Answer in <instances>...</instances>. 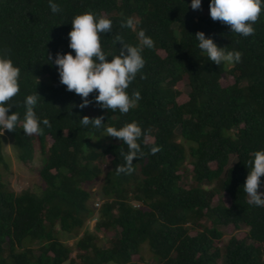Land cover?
<instances>
[{"label": "trees", "instance_id": "16d2710c", "mask_svg": "<svg viewBox=\"0 0 264 264\" xmlns=\"http://www.w3.org/2000/svg\"><path fill=\"white\" fill-rule=\"evenodd\" d=\"M53 2L58 13L48 0H0V55L20 69L10 112L22 122L23 99L37 92L35 112L51 125L33 135H24L20 122L6 130L19 162L31 161L38 146L43 188L16 193L0 172V264H264V207L250 205L243 191L247 162L264 149V9L254 34L243 37L210 18L209 0L199 10L187 7L190 0ZM87 11L112 20V32L101 37L109 60L120 47L113 44L116 35L136 45L143 30L155 42L143 49L144 68L126 89L141 96L126 114L100 108L95 90L80 108L81 97L60 84L48 61L49 53L54 60L57 52L72 51L71 19ZM127 18L132 28L121 27ZM198 31L240 51V62L209 61L196 46ZM83 116H102L105 126L117 128L138 123L145 133L138 141L142 155L130 174L115 171L126 145L114 137L103 145L106 134L82 127ZM152 147L159 150L153 154ZM0 166L7 170L1 132ZM101 176L95 209L85 186ZM260 180L258 192H264ZM92 217L96 232L111 234L106 243L85 229ZM228 225L246 227L245 238L232 236L219 247ZM63 233L76 237L72 246L60 239Z\"/></svg>", "mask_w": 264, "mask_h": 264}, {"label": "clouds", "instance_id": "9594fccd", "mask_svg": "<svg viewBox=\"0 0 264 264\" xmlns=\"http://www.w3.org/2000/svg\"><path fill=\"white\" fill-rule=\"evenodd\" d=\"M52 13L60 11L59 5L53 0H48ZM192 10H199L201 0H190ZM209 16L213 21H220L230 27L231 33L247 37L254 34L253 25L258 20L264 0H209ZM133 19L122 21L121 27L132 28ZM112 32V20L90 11L79 13L71 19V30L68 33V48L71 52L63 54L57 52L54 60L51 53L48 61L53 63L58 72L60 84L66 90L73 91L81 97L80 108L87 107L91 102L88 97L95 90L93 97L95 103L102 109L119 111L126 114L135 107L141 99L139 91L132 92L131 96L126 89L136 78L145 65L142 55L143 49L154 47V40L145 35L144 31L138 32L136 45L125 43L120 35H116L113 44H120L118 54L109 55L102 50L101 37ZM196 46L208 60L216 65H234L240 62L241 52L235 49L228 50L219 47L211 36H206L203 31L194 35ZM74 53V54H73ZM20 69L14 65L7 56L0 55V130L14 131L20 114L11 111V99L17 95L19 86ZM142 78V77H141ZM41 96L38 93L28 94L23 99L24 113L22 130L24 135L40 134L44 127H50L47 118L41 119L35 112ZM10 112V114H9ZM102 116L89 118L83 116L79 123L82 127L102 130L106 135L117 138L126 145L127 151H121L122 164H117L116 175L130 174L133 171V161L142 155L138 141L144 135L136 121L128 122L119 128L105 126ZM159 149L152 147L155 154ZM248 163V173L243 184V191L247 195L248 203L256 207H264V192H258L261 186L260 178L264 176V149L256 150Z\"/></svg>", "mask_w": 264, "mask_h": 264}, {"label": "rangeland", "instance_id": "374dc122", "mask_svg": "<svg viewBox=\"0 0 264 264\" xmlns=\"http://www.w3.org/2000/svg\"><path fill=\"white\" fill-rule=\"evenodd\" d=\"M231 80V79H230ZM184 97H181L179 101H182ZM20 125H22V122H20ZM1 134L3 135V156L5 158V161L7 163V170H4L0 166V172L3 173V178L5 183L8 185V187L13 190L14 192H20L24 189H30L33 192H40V190L43 188V183L40 180V177L38 175V170L41 168V166L44 163V159L40 154L38 146L34 145V153H33V159L29 161L28 163H21L17 160L16 154L14 153L12 149V141L9 137V134L6 132V130L2 131L0 130ZM108 138L104 140L102 143L103 145L106 144L111 140V136H107ZM149 141L150 138H147ZM100 167L106 171L107 166L106 164L102 163L100 164ZM211 167H214V164H211ZM102 183V176L99 177L94 182L87 184L85 188L87 190H90L92 193V198L90 200V203L93 205L95 209L101 204V200L99 199V189L100 185ZM222 200L225 204L229 205V197L227 194L222 195ZM218 201V198L215 197L213 200V203H216ZM97 204V205H96ZM94 216H97L96 214ZM96 217H92L86 222L85 229L95 232L100 239L101 243H106L107 239L110 237V233L98 231L96 232L94 230V225L96 222ZM221 231L223 233L222 241L217 243V246H221L222 242H225L230 237L234 236L238 239L245 238L247 228L242 226L239 229H235L232 225L225 226L221 228ZM82 232L79 233L81 235ZM60 239L66 243L69 246H72L76 240V237L68 234H60ZM77 251L74 249L70 254V258H74ZM146 255V253H145ZM147 256V255H146ZM136 259V257H134ZM68 264V262L64 263ZM152 264V263H150ZM217 264H221L220 261L217 262Z\"/></svg>", "mask_w": 264, "mask_h": 264}, {"label": "built area", "instance_id": "2783aa9c", "mask_svg": "<svg viewBox=\"0 0 264 264\" xmlns=\"http://www.w3.org/2000/svg\"><path fill=\"white\" fill-rule=\"evenodd\" d=\"M97 205V204H96Z\"/></svg>", "mask_w": 264, "mask_h": 264}]
</instances>
